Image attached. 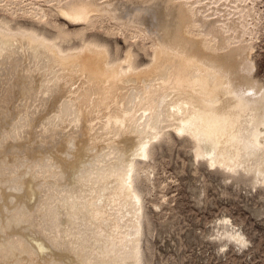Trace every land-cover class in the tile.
Masks as SVG:
<instances>
[{
    "label": "bare ground",
    "instance_id": "obj_1",
    "mask_svg": "<svg viewBox=\"0 0 264 264\" xmlns=\"http://www.w3.org/2000/svg\"><path fill=\"white\" fill-rule=\"evenodd\" d=\"M55 1L84 24L79 46L64 27L50 37L0 19V264H144L139 183L172 132L264 185V84L241 0ZM110 19L150 42L149 63L84 37Z\"/></svg>",
    "mask_w": 264,
    "mask_h": 264
},
{
    "label": "rangeland",
    "instance_id": "obj_2",
    "mask_svg": "<svg viewBox=\"0 0 264 264\" xmlns=\"http://www.w3.org/2000/svg\"><path fill=\"white\" fill-rule=\"evenodd\" d=\"M0 1V19L8 21L13 28H36L52 37L58 32L56 26L64 27L72 35L63 44L67 47L81 44V37L74 32L84 24L71 23L58 14L55 0H31L34 3L30 0H7L13 3H9L12 7L5 5L6 0ZM246 1L239 3L240 6L245 4L242 5L243 11L239 10L248 13L244 20L253 32L247 30L243 39L247 41L251 32L248 41L253 42L250 45L256 66L254 75L264 84V0ZM40 6H44L46 14ZM30 8L34 9L31 11ZM39 19L43 22L39 23ZM113 24L112 19L97 21L84 31V37H97L109 43L113 56H116L117 46L121 57L128 47H134L139 64L149 63L153 53L150 42ZM158 142L153 146L152 158L147 161L151 165L150 177L154 184L147 181L139 183L142 192L144 189L146 206L141 237L143 263L264 264V185L254 184L250 176L235 175L232 178L222 169L195 157L194 144L184 135L172 132L165 141ZM225 218L233 225L227 224ZM233 228L243 233L247 243L236 242L225 235L228 229Z\"/></svg>",
    "mask_w": 264,
    "mask_h": 264
}]
</instances>
